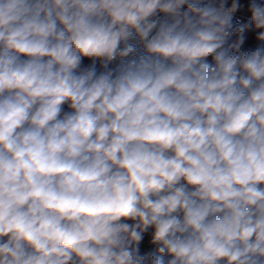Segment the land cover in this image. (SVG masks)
Instances as JSON below:
<instances>
[{
  "label": "clouds",
  "instance_id": "9594fccd",
  "mask_svg": "<svg viewBox=\"0 0 264 264\" xmlns=\"http://www.w3.org/2000/svg\"><path fill=\"white\" fill-rule=\"evenodd\" d=\"M0 264H264V0H0Z\"/></svg>",
  "mask_w": 264,
  "mask_h": 264
}]
</instances>
